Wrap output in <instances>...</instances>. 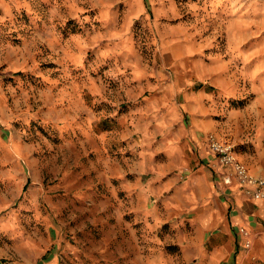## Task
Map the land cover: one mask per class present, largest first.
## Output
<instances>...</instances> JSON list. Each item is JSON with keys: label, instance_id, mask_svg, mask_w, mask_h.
Masks as SVG:
<instances>
[{"label": "rangeland", "instance_id": "obj_1", "mask_svg": "<svg viewBox=\"0 0 264 264\" xmlns=\"http://www.w3.org/2000/svg\"><path fill=\"white\" fill-rule=\"evenodd\" d=\"M242 2L0 0L2 264L188 263L193 125L238 149L264 68Z\"/></svg>", "mask_w": 264, "mask_h": 264}, {"label": "crops", "instance_id": "obj_2", "mask_svg": "<svg viewBox=\"0 0 264 264\" xmlns=\"http://www.w3.org/2000/svg\"><path fill=\"white\" fill-rule=\"evenodd\" d=\"M242 1L245 10L259 22L260 47L264 48V0ZM257 62L260 66L264 64V54ZM251 65L250 61L245 63L246 78L252 76L255 66ZM252 82L259 83V89L245 101L242 109H234L235 113H243L244 130L248 131L244 140L238 138V149L232 138L214 135L219 139L227 138L235 146L238 158L251 172L259 173L264 168V68L254 74ZM231 85L235 84L231 82ZM243 97L247 100L249 96ZM212 128L214 124L207 119L197 120L191 135L195 139L205 136L207 142L206 132ZM193 159L195 172L177 188L181 196L175 209V214L180 215L177 224L185 223L190 227L179 239L183 259L187 264H264V198L247 197L236 183L225 185L222 175L230 170L218 162L208 144L203 153ZM155 184V180H151L149 191L156 190ZM6 221L0 220V225ZM3 255L7 253L0 248V259Z\"/></svg>", "mask_w": 264, "mask_h": 264}, {"label": "built area", "instance_id": "obj_3", "mask_svg": "<svg viewBox=\"0 0 264 264\" xmlns=\"http://www.w3.org/2000/svg\"><path fill=\"white\" fill-rule=\"evenodd\" d=\"M207 142L218 162L230 170L222 175V182L225 185L236 183L247 197L256 200L264 198V168L259 173L251 172L236 155L234 145L226 139H219L214 134H209ZM241 231L246 234L245 230Z\"/></svg>", "mask_w": 264, "mask_h": 264}]
</instances>
